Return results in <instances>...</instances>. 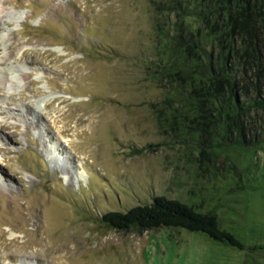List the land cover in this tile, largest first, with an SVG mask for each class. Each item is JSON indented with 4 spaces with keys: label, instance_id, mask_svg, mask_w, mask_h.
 <instances>
[{
    "label": "rangeland",
    "instance_id": "rangeland-1",
    "mask_svg": "<svg viewBox=\"0 0 264 264\" xmlns=\"http://www.w3.org/2000/svg\"><path fill=\"white\" fill-rule=\"evenodd\" d=\"M169 1L0 0V264H264V104L229 118L241 145L225 140L216 175L198 161L207 139L180 142L152 114ZM249 81L238 100H264V62ZM154 196L215 211L244 248L101 221Z\"/></svg>",
    "mask_w": 264,
    "mask_h": 264
},
{
    "label": "trees",
    "instance_id": "trees-1",
    "mask_svg": "<svg viewBox=\"0 0 264 264\" xmlns=\"http://www.w3.org/2000/svg\"><path fill=\"white\" fill-rule=\"evenodd\" d=\"M155 8L174 14V22L170 30L157 28L154 79L166 90L163 99L151 106L152 114L157 125L180 142L207 139L197 152L198 161L211 162L216 175L225 140L230 148L241 145L240 125L229 118L264 104L258 97L248 105L237 98L242 86L262 71L263 54L258 47L262 30L264 36V0H170ZM254 63V74H250L248 64ZM229 128L235 132L233 139ZM233 165L230 168L235 169ZM101 221L120 231L185 229L244 248L235 234L219 225L215 211L165 196H154L149 204L124 212H107Z\"/></svg>",
    "mask_w": 264,
    "mask_h": 264
},
{
    "label": "bare ground",
    "instance_id": "bare-ground-1",
    "mask_svg": "<svg viewBox=\"0 0 264 264\" xmlns=\"http://www.w3.org/2000/svg\"><path fill=\"white\" fill-rule=\"evenodd\" d=\"M62 171H69V170L64 168V169H62ZM85 179H87V173H86L84 168H81V169H79V168L75 169L74 168V170H72L71 180H73L76 184H78V182L80 180H85ZM12 264H37V263L34 260H32V259L29 260V259L25 258L24 260L21 259L19 262L12 263Z\"/></svg>",
    "mask_w": 264,
    "mask_h": 264
}]
</instances>
